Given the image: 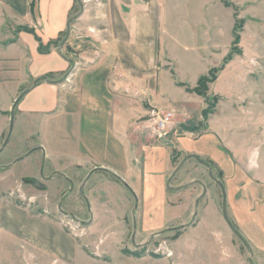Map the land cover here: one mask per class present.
<instances>
[{
    "label": "rangeland",
    "instance_id": "obj_1",
    "mask_svg": "<svg viewBox=\"0 0 264 264\" xmlns=\"http://www.w3.org/2000/svg\"><path fill=\"white\" fill-rule=\"evenodd\" d=\"M160 1L163 3L160 41L164 55L159 54V57L166 58V51L174 60L177 76L186 82L181 83L182 87L195 89L189 91L195 94V99L188 100V111L181 107L175 111L170 107L160 108L163 109L160 111L164 113L168 108L173 111L172 128L168 131L179 137L183 148L200 149L199 139L204 134L212 132L214 136L204 151L215 159L198 155L209 163V167L190 158L171 179L170 185L176 187L199 180L207 187V192H211L195 207V199L202 192L199 184L180 190L165 186L167 202L147 209L143 203L142 207H137V198L130 188H125L126 194L119 202L121 195L106 189L97 172L81 188L85 178L83 173L66 171L71 181L55 172L50 173L51 168H43L38 151L15 161L29 149L17 143L15 133L10 135L5 146L2 144L9 131L11 115H15V100L33 82L20 83L17 90L18 82L5 80L8 78L5 77L0 78L4 79L0 80V203L11 202L28 208L31 213H44L62 225L76 243L72 251L74 257L67 262L61 260L62 264H250L249 259L252 264H264V243L256 247L250 241L253 238L264 242V198L260 199L257 192L253 196L246 192L254 193V184L264 195V182H260L264 181V0ZM76 5L79 11L78 2ZM167 65L174 67L171 61ZM201 75L209 77L205 86L198 84ZM163 77V89L171 97L186 101L185 95L173 86L166 73ZM149 113L148 117L151 116ZM218 141L230 145L231 149L221 148ZM177 144L175 140L168 146L171 156L169 175L185 154L183 149L177 150L180 148ZM250 148L257 158L260 157L259 170L262 172L259 174L262 177L250 170L252 168L240 173L232 162L233 156L244 161ZM218 158L231 171L229 183ZM209 171L213 178L223 183L230 221L241 234L244 235L242 228L249 231L250 237H244L250 248L245 247L230 228L225 230L214 221L207 224L208 230L212 229L214 233L203 235L202 226L206 222H198L212 219L209 207L218 209L222 203L220 186L209 176ZM48 173L52 177L45 178ZM236 191L240 198L235 201ZM88 196L100 200L93 223ZM231 202L239 222L232 216ZM72 215L75 219H71ZM187 223L176 231L166 229ZM134 224L135 242H146L142 245L147 251L142 256L124 251L133 249L130 237ZM155 227L160 228L159 231L162 229L160 234L151 229ZM221 230L225 232V241L219 245V237H223L219 233ZM61 261L50 264H61ZM2 263L6 264V261L2 260Z\"/></svg>",
    "mask_w": 264,
    "mask_h": 264
},
{
    "label": "crops",
    "instance_id": "obj_2",
    "mask_svg": "<svg viewBox=\"0 0 264 264\" xmlns=\"http://www.w3.org/2000/svg\"><path fill=\"white\" fill-rule=\"evenodd\" d=\"M32 1L0 0V78L16 80L17 90L20 83L33 82L14 108L11 134L15 133L17 143L30 151L18 158L38 151L43 168H51L50 173L55 172L69 181L66 171L83 173L87 180L81 188L97 172L106 189L121 195L119 202L126 194L125 188H130L137 198V207H142V203L147 209L164 205L168 199L164 195L166 182L177 166L167 174L171 162L168 146L177 140L180 147L177 150L183 149L185 154L215 157L204 151L208 141L214 138L212 132L199 139L200 149L189 150L180 145L179 137L173 132L167 131L163 138L159 137L147 118L152 109L170 107L175 111L181 107L188 111V100L195 99L194 93L182 87L185 81L177 76L173 58L166 51L165 57L169 59L159 57L164 55L160 41L163 3L160 0H80L81 7L77 0H34L31 8ZM76 2L80 5L79 11ZM72 17L70 33L63 45H51L47 52L41 53L35 35L43 45L57 40L66 33L68 19ZM169 60L173 68L167 65ZM165 73L186 101L171 97L163 89ZM42 76L46 79H41ZM229 146L220 144L225 150L231 149ZM255 155L250 148L244 161L233 156L232 162L240 173L252 168L262 177L260 157ZM219 163L229 183L231 171L220 159ZM50 177L52 174H45V178ZM253 189L254 193L246 190L248 196L258 193L260 199L264 198L258 186L253 184ZM209 192L206 190L204 196ZM234 196L235 201L240 198L237 191ZM88 198L93 223L100 200ZM209 208L212 219L198 222H206L202 226L203 235L214 233L208 230L207 224L211 221L228 230L222 203L219 210L212 205ZM230 209L239 222L234 206ZM228 212L229 209V217ZM71 219L75 217L72 215ZM170 227L174 226L166 229ZM151 229L162 231L158 227ZM242 229L250 237L249 231ZM219 233L223 236L219 237L220 245L225 241V232ZM250 241L256 247L264 243L253 238ZM0 243V262L4 260L6 264L67 262L74 257L72 251L76 246L75 239L48 215L31 213L28 208L11 202L0 203Z\"/></svg>",
    "mask_w": 264,
    "mask_h": 264
},
{
    "label": "water",
    "instance_id": "obj_3",
    "mask_svg": "<svg viewBox=\"0 0 264 264\" xmlns=\"http://www.w3.org/2000/svg\"><path fill=\"white\" fill-rule=\"evenodd\" d=\"M77 1L80 3V5L82 7V4H81L80 0H77ZM79 15H80V13L77 16H79ZM72 20H73V17L68 19L66 33H65L64 38L60 42L59 46H62L63 43L68 38L69 33H70V23H71ZM40 78L41 79H46L45 76H42ZM17 100H18V98L15 100V102H17ZM12 109H13V107H12ZM11 113H13V110L11 111ZM12 128H13V114L11 115L10 124H9V131H8V134L6 136L5 141L2 144V147L7 144L8 140H9V137L11 135V132H12ZM29 152H27L26 154H28ZM190 158L196 159L198 162H200V163H202V164H204L206 166H209V163H207L205 161H202V159H200L196 154H193V153L185 154L183 156V158L180 160V162L177 164V166L173 169V171H172L171 175L169 176V178L167 179L166 186H167L168 189L180 190V189H183V188H185V187H187L189 185L195 184V183H198V184L202 185V193L199 195V197H197V199L195 201V205H197L199 200L205 195L206 190H207L206 186L201 181L193 180L191 182H188V183L176 186V187H171L170 186L171 179L180 171V169L183 167L184 163ZM19 159L20 158H17L16 160H19ZM86 180H87V178L84 180V183H85ZM213 180L215 181V183H217L220 186V189H221V192H222V216H223V219L225 220V222L228 225V227L230 228V230L240 239V241L244 244V246L247 247V248H250V246H249L248 242L246 241V239L238 231V229L233 225V223L230 221V219L228 217L227 208H226V195H225V189L223 187V184L216 178H213ZM193 217H194V215H193ZM184 226L185 225H179V226H175V227H170V228H168V230L175 231V230L183 228ZM249 263L252 264L251 259H249Z\"/></svg>",
    "mask_w": 264,
    "mask_h": 264
},
{
    "label": "built area",
    "instance_id": "obj_4",
    "mask_svg": "<svg viewBox=\"0 0 264 264\" xmlns=\"http://www.w3.org/2000/svg\"><path fill=\"white\" fill-rule=\"evenodd\" d=\"M173 111H165L162 113V111L158 109H152L150 111L149 121L150 124L158 131V136L162 137L165 136L167 131L172 128V121L171 117Z\"/></svg>",
    "mask_w": 264,
    "mask_h": 264
},
{
    "label": "trees",
    "instance_id": "obj_5",
    "mask_svg": "<svg viewBox=\"0 0 264 264\" xmlns=\"http://www.w3.org/2000/svg\"><path fill=\"white\" fill-rule=\"evenodd\" d=\"M33 6H34V0L32 1V3H31V8H33ZM27 31H29V32H31V33H34V31H33V29H29V28H27L26 29ZM65 36V33H64V35H63V37ZM35 37H36V39L39 41V51L42 53V52H47L48 50H49V48H50V46L51 45H58L61 41H62V39H63V37H60L59 39H57V40H54V41H49L46 45H43V43L41 42V40H40V38H38L37 37V35H35ZM238 39V36H236V39H235V42H236V40ZM207 82H209V77L208 76H201L199 79H198V84L199 85H204L205 86V84L207 83ZM195 90V89H194ZM193 89L191 90V89H187V91H194ZM126 253H128V254H131V255H134V256H140V252H131V251H129V250H127V249H125L124 250ZM155 255V254H154ZM156 256V255H155Z\"/></svg>",
    "mask_w": 264,
    "mask_h": 264
},
{
    "label": "flooded vegetation",
    "instance_id": "obj_6",
    "mask_svg": "<svg viewBox=\"0 0 264 264\" xmlns=\"http://www.w3.org/2000/svg\"><path fill=\"white\" fill-rule=\"evenodd\" d=\"M209 176L211 177V174H209ZM200 186L202 187V185H200ZM135 229H136V225L134 224L133 230H132V233H131V237H130L131 242L133 244V249H130L129 251H131V252H140L141 253L140 256H142L147 251V250L143 249L145 246L142 245V244H145L146 242H143L142 244H138V243L135 242V237H137ZM156 234H160V233H156Z\"/></svg>",
    "mask_w": 264,
    "mask_h": 264
}]
</instances>
